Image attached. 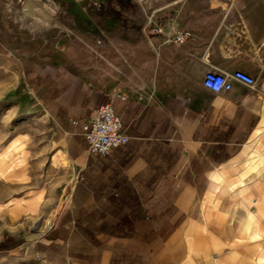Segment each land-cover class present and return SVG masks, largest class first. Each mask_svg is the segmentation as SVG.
Masks as SVG:
<instances>
[{
    "label": "crops",
    "instance_id": "0c3cea01",
    "mask_svg": "<svg viewBox=\"0 0 264 264\" xmlns=\"http://www.w3.org/2000/svg\"><path fill=\"white\" fill-rule=\"evenodd\" d=\"M2 33L35 45L20 64L55 126V209L8 208L48 226L47 264H264V0H0ZM208 70L256 83L214 92ZM107 102L130 138L103 155L82 123Z\"/></svg>",
    "mask_w": 264,
    "mask_h": 264
},
{
    "label": "rangeland",
    "instance_id": "374dc122",
    "mask_svg": "<svg viewBox=\"0 0 264 264\" xmlns=\"http://www.w3.org/2000/svg\"><path fill=\"white\" fill-rule=\"evenodd\" d=\"M1 37L5 34L0 35V158L4 155L7 164L1 167L0 203L7 205H0V245L8 236L20 243L8 249L0 246V264H47L37 245L46 232L39 234L32 225L40 215L18 214L8 208L42 191L44 200H54L55 209V126L20 64L24 56L36 52L35 45L18 35L7 43ZM39 52L51 54L52 50L40 43ZM60 163L67 168L68 163ZM68 191L69 186L59 205H66Z\"/></svg>",
    "mask_w": 264,
    "mask_h": 264
},
{
    "label": "built area",
    "instance_id": "2783aa9c",
    "mask_svg": "<svg viewBox=\"0 0 264 264\" xmlns=\"http://www.w3.org/2000/svg\"><path fill=\"white\" fill-rule=\"evenodd\" d=\"M151 32L153 34L166 35L178 43L191 37L189 30H176L168 35L162 25L153 27ZM233 79L250 86L256 83L254 76L241 70L235 71L233 74L224 73L219 70H208L204 75L203 84L214 92H221L231 89ZM73 123L79 124L80 122L74 120ZM123 127V120L116 113L112 103L101 104L95 115L82 123L89 151L106 155L110 154L113 148L126 143L130 137L124 132Z\"/></svg>",
    "mask_w": 264,
    "mask_h": 264
},
{
    "label": "trees",
    "instance_id": "16d2710c",
    "mask_svg": "<svg viewBox=\"0 0 264 264\" xmlns=\"http://www.w3.org/2000/svg\"><path fill=\"white\" fill-rule=\"evenodd\" d=\"M19 243H20L19 240H16L13 237L8 236V237H5V239L3 240V243L0 246H3L4 249H8V248H12L16 246Z\"/></svg>",
    "mask_w": 264,
    "mask_h": 264
},
{
    "label": "bare ground",
    "instance_id": "6f19581e",
    "mask_svg": "<svg viewBox=\"0 0 264 264\" xmlns=\"http://www.w3.org/2000/svg\"><path fill=\"white\" fill-rule=\"evenodd\" d=\"M47 225H41V226H38V225H35L34 228H36L35 230H38L39 232H43L44 230L47 229Z\"/></svg>",
    "mask_w": 264,
    "mask_h": 264
}]
</instances>
